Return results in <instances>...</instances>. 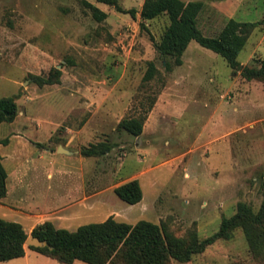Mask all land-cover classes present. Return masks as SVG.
Instances as JSON below:
<instances>
[{"label":"rangeland","instance_id":"374dc122","mask_svg":"<svg viewBox=\"0 0 264 264\" xmlns=\"http://www.w3.org/2000/svg\"><path fill=\"white\" fill-rule=\"evenodd\" d=\"M86 1L107 17L96 21L83 0H0V97H13L17 105L15 119L0 123L7 172L3 206L50 212L65 205L68 195L75 197L85 181L88 189L104 190L102 200L92 210L76 207L84 212L59 227L73 230L113 215L200 239L216 232L239 202L257 212L264 200V81L245 79L195 40L182 55L183 65L166 71L154 46L168 25L166 14L141 19L143 0H118L136 10L134 17ZM199 1L205 4L198 17L205 35H217L228 14L255 23L237 60L258 67L255 60L264 58V0ZM150 60L158 73L144 82ZM37 76L53 83L39 84ZM132 116L144 121L137 137L117 127ZM99 143L112 148L81 154ZM133 178L142 199L128 204L113 188ZM59 189L63 196L57 194L54 204ZM3 206L0 217L17 219ZM171 264H264V257L254 256L235 228L228 239Z\"/></svg>","mask_w":264,"mask_h":264},{"label":"trees","instance_id":"16d2710c","mask_svg":"<svg viewBox=\"0 0 264 264\" xmlns=\"http://www.w3.org/2000/svg\"><path fill=\"white\" fill-rule=\"evenodd\" d=\"M113 6L117 11L135 16L136 10L124 9L118 0H96ZM96 21H102L107 13L93 3L83 0ZM199 0H143L139 15L151 20L161 14L169 22L160 39L154 44L163 59L166 71L182 64V54L189 42L195 40L201 46L220 55L233 71H239L245 79L264 81V58L256 59L258 67L242 66L237 56L247 40V33L254 22L237 21L229 18L217 35H205L199 28L198 17L204 8ZM168 58L172 60L169 61ZM173 65V66H172ZM158 73L155 62H147L142 81L147 82ZM39 84L53 83L49 78H36ZM57 81V80H56ZM17 115L13 97H0V123L12 122ZM143 118L126 117L117 127L132 136H139L143 129ZM112 145L102 143L83 148V156H94L109 152ZM7 172L0 156V199L6 195ZM114 193L128 204L142 199V188L138 179H129L113 188ZM235 228H240L246 238L250 252L264 257V200L257 212L243 202L230 217H224L219 229L210 236L200 239L196 233L183 238L177 237L162 224L139 220L135 224L118 221L112 216L102 222L88 223L70 231L56 228L45 221L35 226L34 237L46 241L45 246L29 247L62 263L80 260L89 264H171L172 260L186 262L193 254L202 252L207 246L220 239H228ZM27 234L22 225L0 218V262L22 257Z\"/></svg>","mask_w":264,"mask_h":264},{"label":"crops","instance_id":"0c3cea01","mask_svg":"<svg viewBox=\"0 0 264 264\" xmlns=\"http://www.w3.org/2000/svg\"><path fill=\"white\" fill-rule=\"evenodd\" d=\"M241 1L242 0H239V3ZM228 2H230V0H228ZM229 10L230 9H228L227 11H229ZM227 18H233V15L228 14ZM183 62H184V60L182 59V64L177 66V68L182 66ZM177 68H175L174 72L176 71ZM174 72L172 71V74L170 73V75H173ZM169 103L170 102H167L166 104L160 106L158 110L163 112L165 106H167ZM59 147H61V145L57 146L55 148V150L53 149V151H56V149H57V152H58ZM62 149H65V148H62ZM65 151L68 152L69 150H65ZM18 171H19L18 174H19L20 178L23 179L26 177V174H27L26 172H24L22 170H18ZM48 176H51V174L48 173ZM84 176H85V174L83 172L82 178H84ZM63 192H64V190L59 189V191L57 193H54L55 195L54 194L52 195V198L54 199V204L56 202V197H58L57 194L60 193L61 196H63ZM103 193H104L103 189H88L85 186V181L84 182L82 181V185L80 184L79 188L77 190H74V194L77 197L76 196L70 197L68 195V199H67L68 202L65 205L55 207L54 210L50 211V212H45L42 214H34V213L27 211V210L23 211V210L14 209L11 207L3 206V204L1 202H0V207L3 206V208H7L10 212H14L16 214L18 213L17 217H16L17 219L10 220V221H15V222L20 223L22 225L24 231L26 232L27 236H28L29 234H31V232L35 226H37V225H39L45 221H50V222H52V224L56 228H61L58 226V224H62L63 222L67 223V222L71 221L72 219L79 217V213H81V211L84 212V210H92L93 209L92 204L97 199L102 200L101 196ZM5 197H7V189H6V195L2 199H5ZM20 200L23 201L22 197L20 198ZM76 207H79V208L81 207L84 210H79V213L77 211L75 212L74 210ZM110 216H112L114 219H116L113 215H110ZM110 216H108V217H110ZM0 218H2V217H0ZM34 218H35V220H34ZM36 218H38V219H36ZM20 220L24 221L25 223H22V221H20ZM118 221H122V220H118ZM65 229H67V228H65ZM68 230H70V229H68ZM73 230H75V229H73ZM73 230H70V231H73ZM24 249H25V253L22 257L13 258V259H10L7 261H1L0 264H65V263H62V262L52 258V257L46 256L40 252H37V251L31 249L29 247V245H27L26 243L24 244ZM70 264H89V263H86V262H83L80 260H74Z\"/></svg>","mask_w":264,"mask_h":264},{"label":"water","instance_id":"95a60500","mask_svg":"<svg viewBox=\"0 0 264 264\" xmlns=\"http://www.w3.org/2000/svg\"><path fill=\"white\" fill-rule=\"evenodd\" d=\"M25 243L27 245L33 246H45L47 244L46 241L40 240L37 237H34L32 234L27 236Z\"/></svg>","mask_w":264,"mask_h":264}]
</instances>
